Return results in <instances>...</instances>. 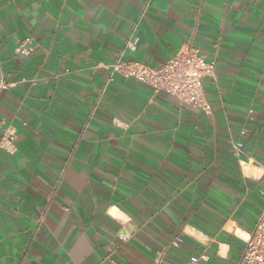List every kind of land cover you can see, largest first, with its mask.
<instances>
[{
	"label": "crops",
	"instance_id": "1",
	"mask_svg": "<svg viewBox=\"0 0 264 264\" xmlns=\"http://www.w3.org/2000/svg\"><path fill=\"white\" fill-rule=\"evenodd\" d=\"M188 42L216 60L209 113L104 68ZM0 78V264H156L176 237L170 264L239 263L264 209V0H0Z\"/></svg>",
	"mask_w": 264,
	"mask_h": 264
},
{
	"label": "built area",
	"instance_id": "2",
	"mask_svg": "<svg viewBox=\"0 0 264 264\" xmlns=\"http://www.w3.org/2000/svg\"><path fill=\"white\" fill-rule=\"evenodd\" d=\"M133 35L126 43L133 46ZM26 40L15 49L16 55L29 56L34 47ZM110 74V79L121 75L126 79H134L154 89L155 93L165 92L174 96L180 103L192 105L206 113L211 111V105L206 96L205 81L216 77V60H207L191 43H185L169 61L160 67H149L136 61H123L122 54L113 63L104 66ZM8 84L0 78V91L7 90ZM232 154L240 163L243 155V143L232 142ZM0 148L10 154L17 152L15 132L6 129L0 139ZM262 177H254L260 182ZM42 222V218L39 220ZM125 240V238H123ZM181 237L172 239L164 246L155 258L156 264H170L165 257L171 248L179 247ZM110 264H125L108 258ZM208 257L205 254L193 255L187 264H205ZM238 264H264V209L262 210L254 230L246 240L245 248Z\"/></svg>",
	"mask_w": 264,
	"mask_h": 264
}]
</instances>
